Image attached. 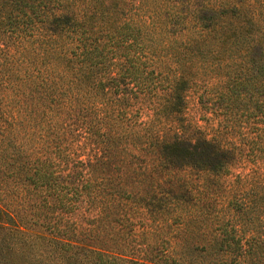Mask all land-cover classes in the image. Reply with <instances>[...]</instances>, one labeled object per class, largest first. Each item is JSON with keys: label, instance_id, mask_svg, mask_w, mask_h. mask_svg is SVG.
Listing matches in <instances>:
<instances>
[{"label": "trees", "instance_id": "16d2710c", "mask_svg": "<svg viewBox=\"0 0 264 264\" xmlns=\"http://www.w3.org/2000/svg\"><path fill=\"white\" fill-rule=\"evenodd\" d=\"M206 11H211L207 24L201 17ZM217 11L172 7L170 25L180 26L169 25L166 33L181 36L190 20L196 53L222 50L228 39L230 48L249 55L264 50L254 30L246 34L228 22L226 34L221 18L227 12ZM148 15L152 21V10ZM134 19L115 0H0V264H189L176 249L114 245L108 237L112 208L128 215V184L108 179L114 148L129 143L118 141L132 129L121 119L132 114L133 98L144 93L139 86L155 84L151 74L161 71L157 58L172 46L152 35L155 24L143 31ZM217 29L212 46L209 35ZM258 60L251 56L249 76L230 93L260 92V111L264 63ZM178 78L170 75L167 100L155 106L162 118L181 111ZM130 84L136 87L130 90ZM141 108L149 113V105ZM143 126H150V118ZM156 146L175 168L186 164L221 173L232 158L221 141L207 137ZM254 160L264 162L263 133ZM111 194L118 198L114 204ZM133 202L151 205L148 197Z\"/></svg>", "mask_w": 264, "mask_h": 264}, {"label": "rangeland", "instance_id": "374dc122", "mask_svg": "<svg viewBox=\"0 0 264 264\" xmlns=\"http://www.w3.org/2000/svg\"><path fill=\"white\" fill-rule=\"evenodd\" d=\"M115 3L126 8L141 30H146L147 23L159 27L161 31L155 27L152 35L160 43L167 41L172 46L161 51L157 58L161 71L151 74L155 84L139 86L145 88L144 93L133 98L132 114L121 119L131 124L132 129L127 135L119 134L118 141L129 143L114 148L115 165L108 179L111 184L121 180L128 184V215L112 208L108 237L114 245L145 246L159 251L176 249L179 258L189 264H264V162L254 160L258 139L264 134V107L260 111L257 108L260 92L252 88L249 93L242 91L237 96L230 93L249 76L251 56L264 63V50H254L249 55L243 49L230 48L228 39L222 50L211 48L196 53L191 43L198 38L190 20L187 32L176 39L175 34L166 33L167 26L174 21L169 18L172 7H202L220 13L226 10L227 14L221 18L226 34L231 33L232 25L228 22L237 23L246 34L254 30L264 47V0H115ZM150 10L154 15L152 21ZM209 12L202 13L205 24L209 22ZM119 19L120 15L116 21ZM170 26L179 28L180 24ZM218 33L217 29L209 35L212 46ZM174 73L179 77L176 81L183 96L181 111L175 118H162L156 105L167 100L169 78ZM132 87L136 85L128 89ZM142 105L150 106L149 113H145ZM147 118L150 126L142 129ZM204 137L221 141L230 151V163L221 173L186 164L175 168L167 164L156 146L168 140L195 141ZM244 142L246 147L242 146ZM104 181L100 174L97 184L101 204ZM111 195L114 204L118 198ZM147 197L150 207L133 202ZM160 206L162 209L158 210ZM101 217L100 214V222ZM224 249L229 251L225 253Z\"/></svg>", "mask_w": 264, "mask_h": 264}]
</instances>
